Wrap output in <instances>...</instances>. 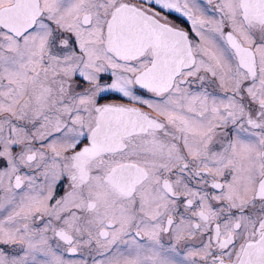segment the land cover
I'll return each instance as SVG.
<instances>
[{"label": "snow or ice", "instance_id": "6c2138e0", "mask_svg": "<svg viewBox=\"0 0 264 264\" xmlns=\"http://www.w3.org/2000/svg\"><path fill=\"white\" fill-rule=\"evenodd\" d=\"M0 264H264V0H0Z\"/></svg>", "mask_w": 264, "mask_h": 264}, {"label": "flooded vegetation", "instance_id": "af4514ba", "mask_svg": "<svg viewBox=\"0 0 264 264\" xmlns=\"http://www.w3.org/2000/svg\"><path fill=\"white\" fill-rule=\"evenodd\" d=\"M178 22H179V21H178ZM182 26L187 27V25H182Z\"/></svg>", "mask_w": 264, "mask_h": 264}]
</instances>
